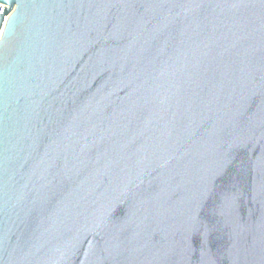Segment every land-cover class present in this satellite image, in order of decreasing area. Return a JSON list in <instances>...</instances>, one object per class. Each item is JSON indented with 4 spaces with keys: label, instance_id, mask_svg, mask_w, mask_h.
<instances>
[{
    "label": "water",
    "instance_id": "1",
    "mask_svg": "<svg viewBox=\"0 0 264 264\" xmlns=\"http://www.w3.org/2000/svg\"><path fill=\"white\" fill-rule=\"evenodd\" d=\"M0 3V264H264V0Z\"/></svg>",
    "mask_w": 264,
    "mask_h": 264
},
{
    "label": "built area",
    "instance_id": "2",
    "mask_svg": "<svg viewBox=\"0 0 264 264\" xmlns=\"http://www.w3.org/2000/svg\"><path fill=\"white\" fill-rule=\"evenodd\" d=\"M0 6L2 7V4L0 3Z\"/></svg>",
    "mask_w": 264,
    "mask_h": 264
}]
</instances>
